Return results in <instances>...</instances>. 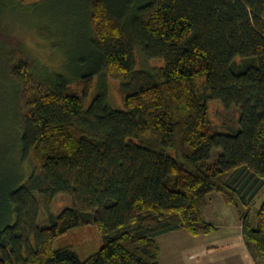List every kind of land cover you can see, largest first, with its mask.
Wrapping results in <instances>:
<instances>
[{"label": "trees", "instance_id": "16d2710c", "mask_svg": "<svg viewBox=\"0 0 264 264\" xmlns=\"http://www.w3.org/2000/svg\"><path fill=\"white\" fill-rule=\"evenodd\" d=\"M56 1L0 0V14H52ZM79 1L87 56L78 73L7 63L30 171L0 193V264H161L159 236L216 230L202 215L213 193L264 264V203L251 220L264 194V0ZM148 62L156 66L139 65ZM58 195L72 205L39 226L41 205ZM87 225L102 242L87 259L55 246Z\"/></svg>", "mask_w": 264, "mask_h": 264}, {"label": "rangeland", "instance_id": "374dc122", "mask_svg": "<svg viewBox=\"0 0 264 264\" xmlns=\"http://www.w3.org/2000/svg\"><path fill=\"white\" fill-rule=\"evenodd\" d=\"M79 0H57L52 4L54 13L42 10L11 8L0 14V193L14 182L28 177L30 166L20 161L18 153V123L15 84L7 73V63L11 60H33L48 71L64 74L78 73V57H86L79 14ZM61 11V12H59ZM59 25H61L59 27ZM59 30V32L57 31ZM63 34L64 47L62 45ZM146 67L156 66V62L140 63ZM66 75V76H68ZM109 100L112 108L121 110L122 100L118 84L106 79ZM96 87L93 88V94ZM15 102V103H14ZM210 119L220 122V103L208 101ZM220 106V107H219ZM1 195V194H0ZM264 203V194L255 201L251 220L255 225V211ZM72 205L69 197L58 195L48 209L42 205L38 215L39 226H49L51 214L57 215L63 208ZM202 215L216 230L205 235L207 244L215 247L211 255L200 256L201 239L184 231L167 233L157 238L161 247L163 264H244L256 262L242 239L241 222L219 194L209 196L207 207ZM100 234L95 225H87L68 231L56 242V247L70 246L79 260L83 261L101 247ZM198 254V255H197ZM161 255V254H160ZM190 255L193 257L189 258ZM165 257V261H164Z\"/></svg>", "mask_w": 264, "mask_h": 264}, {"label": "crops", "instance_id": "0c3cea01", "mask_svg": "<svg viewBox=\"0 0 264 264\" xmlns=\"http://www.w3.org/2000/svg\"><path fill=\"white\" fill-rule=\"evenodd\" d=\"M203 218H204V220L206 221V219H205V217L203 216ZM180 231V230H179ZM179 231H174V232H179ZM174 232H170V233H174ZM205 237H208V236H198V237H196L198 240L199 239H201V240H199L200 242L199 243H201V244H198V245H200L199 247H201L199 250H200V253H198L200 256H202V257H204L205 255H211V254H213V253H215L216 252V249H215V247H212V246H210V245H208L207 243L208 242H206V240H204L205 239ZM159 244V243H158ZM160 246V245H159ZM160 263L161 264H163L162 263V253H161V247H160ZM197 254V255H198ZM192 258L193 257V255H190L189 256V258ZM164 261H165V257H164ZM213 264V263H212ZM244 264H262V263H259V262H253V263H249V262H246L245 261V263Z\"/></svg>", "mask_w": 264, "mask_h": 264}]
</instances>
